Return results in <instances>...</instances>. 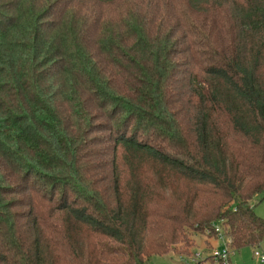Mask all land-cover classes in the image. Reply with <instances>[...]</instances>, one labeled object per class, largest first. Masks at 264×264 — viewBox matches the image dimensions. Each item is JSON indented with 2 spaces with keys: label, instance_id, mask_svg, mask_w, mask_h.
Instances as JSON below:
<instances>
[{
  "label": "trees",
  "instance_id": "trees-1",
  "mask_svg": "<svg viewBox=\"0 0 264 264\" xmlns=\"http://www.w3.org/2000/svg\"><path fill=\"white\" fill-rule=\"evenodd\" d=\"M257 195L264 0H0V264L253 249Z\"/></svg>",
  "mask_w": 264,
  "mask_h": 264
},
{
  "label": "rangeland",
  "instance_id": "rangeland-1",
  "mask_svg": "<svg viewBox=\"0 0 264 264\" xmlns=\"http://www.w3.org/2000/svg\"><path fill=\"white\" fill-rule=\"evenodd\" d=\"M259 197V195L253 197L249 201V204L252 205L254 213L260 218L264 219V202L259 201ZM184 239L185 241H183L181 247L180 245H175V250H173V252H171V250L163 255H152L147 259V264H183L182 259L184 257L192 256V254L195 252H200L202 256V258L197 261L200 262V264L215 263L214 260L208 258L210 257V249L216 246L219 248V242L215 240L214 237L208 236L206 233H196L187 230ZM255 248H259L260 250L264 251V239L259 243V246ZM255 248L251 249L249 246H245L240 248L239 251L235 253L232 251L230 255L231 263L236 264V262L239 261L242 264H260L252 256V251ZM230 250L232 249L230 248Z\"/></svg>",
  "mask_w": 264,
  "mask_h": 264
},
{
  "label": "built area",
  "instance_id": "built-area-1",
  "mask_svg": "<svg viewBox=\"0 0 264 264\" xmlns=\"http://www.w3.org/2000/svg\"><path fill=\"white\" fill-rule=\"evenodd\" d=\"M220 246L219 248L214 247L210 249V257L214 260L216 264H230L229 256L232 251L229 249L227 244L224 242L222 237H219ZM252 256L260 263L264 262V251L259 248H255L252 251ZM200 258H202L200 252H195L192 256L184 257L182 259L183 264H192L197 262Z\"/></svg>",
  "mask_w": 264,
  "mask_h": 264
},
{
  "label": "crops",
  "instance_id": "crops-1",
  "mask_svg": "<svg viewBox=\"0 0 264 264\" xmlns=\"http://www.w3.org/2000/svg\"><path fill=\"white\" fill-rule=\"evenodd\" d=\"M204 243H205V242H204ZM219 246H220V244H219ZM216 247H217V246H216ZM237 251H239V249L236 250V251H234V253L237 252ZM207 255H208V253H207ZM207 255H205V256H207ZM205 256H204V257H205ZM258 263H260V262H258ZM230 264H234V263H231V261H230ZM236 264H242V263L239 262V261H237ZM260 264H264V262H262V263H260Z\"/></svg>",
  "mask_w": 264,
  "mask_h": 264
}]
</instances>
